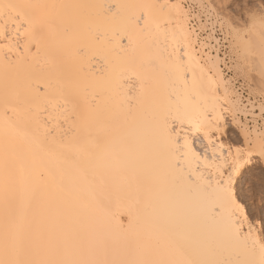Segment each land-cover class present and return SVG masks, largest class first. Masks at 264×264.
<instances>
[{
	"label": "bare ground",
	"instance_id": "1",
	"mask_svg": "<svg viewBox=\"0 0 264 264\" xmlns=\"http://www.w3.org/2000/svg\"><path fill=\"white\" fill-rule=\"evenodd\" d=\"M180 3L0 0V261L260 264L259 231L218 181L251 153L236 194L264 128L222 141L221 60ZM250 30L264 71L259 17Z\"/></svg>",
	"mask_w": 264,
	"mask_h": 264
},
{
	"label": "rangeland",
	"instance_id": "2",
	"mask_svg": "<svg viewBox=\"0 0 264 264\" xmlns=\"http://www.w3.org/2000/svg\"><path fill=\"white\" fill-rule=\"evenodd\" d=\"M174 1L180 3V0H174ZM212 1L214 6L216 7L215 12L220 13V15L223 16L224 21L226 22L227 28L229 30V36L232 39V44L237 49V53L235 52L237 56V62H235L233 69L239 72L242 77H244L254 85L255 91L254 93H252L253 94L252 97H254L255 99L258 97L262 98L260 99V102L257 103L258 105L257 104L254 105V103L242 104V102L236 99L235 94L232 92L229 86V82L226 80L227 78L222 74L220 70L225 82L224 83L225 89L229 97L228 102L226 100L225 103H223V112H224L226 125H225L224 136H222V141L225 144H227L229 147H244L245 144L243 137L241 135V130L246 129L249 133L252 132V130H250L247 126L246 119L248 115L253 118H261L264 115V78H263L264 71H261V68L258 66L259 62H258V58L255 57V54L254 53H253L254 55L251 53L248 54V52L246 53L244 51L246 40H249L251 38L249 37L251 34V30H250L251 19H253V16L255 18L260 17L261 13L264 12V0H212ZM222 4H230L232 5V7L231 8L225 7L221 9L220 5ZM186 13L187 16L188 12ZM187 20H189L190 23L189 15ZM193 32L191 33L193 34L192 37L194 36ZM240 37H242L243 39L242 38L240 39ZM196 41L194 42L195 44L194 50L196 51L197 56L200 57L202 63H206L205 61H203L205 60L206 57L204 58L203 56L200 55L203 53H201V51L199 50L198 43H196ZM251 46H252V50L254 49V47L256 48V44L254 45V42L251 44ZM242 51H244L246 54L243 53ZM250 55H252L253 57ZM212 59H217V58H212ZM219 64L220 61L218 60V66ZM233 105L235 107H232ZM227 116H229V118H227ZM243 117L245 118V121L243 120ZM261 131L264 130H259V132ZM195 138L193 140L194 143L197 142L196 140L197 138L196 139ZM261 168H264V161L260 157H253V161L251 165L245 168L244 171L241 173V175L236 179L234 186L238 200L240 198L239 193L242 187L244 186L243 185L244 175L247 173L249 169H253L257 173H259V170ZM244 208L246 210V214L250 223L252 224V226L254 227L256 226L255 228H257V230L259 231L261 235V239L264 243V209H262L261 207L259 198L257 197L254 203L251 200H249Z\"/></svg>",
	"mask_w": 264,
	"mask_h": 264
},
{
	"label": "built area",
	"instance_id": "3",
	"mask_svg": "<svg viewBox=\"0 0 264 264\" xmlns=\"http://www.w3.org/2000/svg\"><path fill=\"white\" fill-rule=\"evenodd\" d=\"M210 1L205 2L203 1L201 4L197 3L193 0H184V5L186 6L187 10H190V25L193 27L196 35L199 39L206 38L208 35L210 37V44L208 49L206 50L212 56H217L220 58L221 69L223 74L231 80V84L239 97L242 101V104H248L254 102V105L260 102L262 98H254L252 97V93L255 91L254 85L249 82L244 77L239 76L236 74L233 69L235 62H236V54H235V47L230 44V38L227 36L225 29L220 27L219 24L212 25L213 21L211 20V16L209 13L203 14L200 10H216L211 8ZM208 15V16H207ZM206 43V40H205ZM237 53V49H236ZM229 118V116L227 117ZM245 121V118L243 117ZM247 126L250 130L254 128H264V115L261 119L248 117L247 119Z\"/></svg>",
	"mask_w": 264,
	"mask_h": 264
},
{
	"label": "snow or ice",
	"instance_id": "4",
	"mask_svg": "<svg viewBox=\"0 0 264 264\" xmlns=\"http://www.w3.org/2000/svg\"><path fill=\"white\" fill-rule=\"evenodd\" d=\"M231 8L230 4H222L220 8ZM260 23L262 28H264V12L261 13ZM253 21H255V17L253 16ZM262 36H264V32H262ZM262 61H264V57H262ZM249 159H245L242 156V150L237 149L236 156L233 159V162L230 166L231 170L228 172L226 179L223 178V173H221L222 179L218 181L219 191L225 199L230 207L231 213L233 215L243 216L244 207L251 200L253 203L258 197L260 200V204L262 209H264V168L259 170L257 173L253 169H249L247 173L243 177V187L239 193V200L237 199V195L233 193L232 185L234 177L240 172L241 165L250 162L251 153L248 154ZM258 155L264 158V145L261 146ZM249 235H251V230H249ZM256 241H253V245L255 246ZM261 250V260L260 264H264V243H260ZM0 264H35V262L30 260H14V261H0ZM47 264H91V262H79V261H58V262H47ZM185 264H202V262L191 260L186 261Z\"/></svg>",
	"mask_w": 264,
	"mask_h": 264
}]
</instances>
